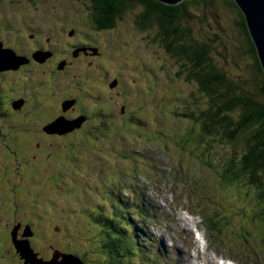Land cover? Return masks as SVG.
<instances>
[{
	"label": "rangeland",
	"instance_id": "1",
	"mask_svg": "<svg viewBox=\"0 0 264 264\" xmlns=\"http://www.w3.org/2000/svg\"><path fill=\"white\" fill-rule=\"evenodd\" d=\"M1 2L0 40L17 56L19 43L48 48L38 41L52 34L51 27L57 30L49 48L55 54L52 64L59 62L57 70L80 53L88 55L71 65L65 77H51L49 96L39 104L46 107H30L24 113L10 105L9 112L1 109L0 232L5 250L10 249L12 231H20L16 224L31 223L33 249L27 241L20 242L35 264H61L62 257L56 259L61 253L83 264H264L262 204L253 188L233 177L235 168L227 164L231 146L203 132L201 114L211 97L187 80L185 62L166 50L157 26L146 28L151 22L140 21L143 7L131 2L114 29L95 31L90 0ZM209 4L189 5V18L179 26L189 27L195 40L212 46L217 69L257 98L252 58L236 33V12L222 0ZM24 27L40 39L30 41L31 33L18 31ZM67 43L81 48L72 53ZM51 56V51L33 54L38 63ZM1 59L0 68L3 59L11 61ZM7 71L16 70L0 73ZM20 76L0 75L3 100L22 101ZM39 93L46 96L44 90ZM70 104L65 119L79 122L86 117L82 125L63 135L44 132ZM235 150L240 156L239 148ZM121 196L129 198L130 206L135 196L144 201L149 211L143 213L150 222L134 256L117 262L118 250L106 246L109 238L102 230L108 218L125 223L116 220ZM195 228L205 239L202 243ZM121 230L130 237L128 225ZM50 248L56 254L53 259ZM121 253L126 254L125 249ZM12 259L7 254L5 264Z\"/></svg>",
	"mask_w": 264,
	"mask_h": 264
},
{
	"label": "trees",
	"instance_id": "2",
	"mask_svg": "<svg viewBox=\"0 0 264 264\" xmlns=\"http://www.w3.org/2000/svg\"><path fill=\"white\" fill-rule=\"evenodd\" d=\"M222 1L237 14L236 33L244 45V50L252 58L251 67L254 75L252 82L256 86L257 98H253V94L241 87L240 83L229 81L225 72L217 69L211 57L212 46L195 40L189 27L179 26V22L189 18L187 14L189 5L209 6L211 0L184 1L174 7L150 0H90L93 22L97 28L95 31L114 29L125 11L132 6L131 2L143 7L140 21L151 22L146 28L157 26L158 36L166 50L185 62V68L188 70L187 80H194L199 90L211 97L209 107L201 112V116L205 118L203 132L215 134L221 141L231 146V161L227 160V164L235 168L233 172L235 179H239L242 185L254 189L255 198L262 204L259 217L264 224V73L241 10L233 0ZM235 148H239L240 156L237 155ZM127 184V181H124L122 186L127 188ZM123 192L124 189L120 194ZM135 193L139 194V191ZM140 202L135 196L130 206L129 198L123 200L121 196L119 202L122 205L121 215L118 216L117 213L114 217L118 216L115 217L116 220L123 218L125 223L117 221L115 223L109 218L104 221L102 234L109 238L106 246L118 250L117 262H122L119 259L123 260L127 256H134L139 241H142L145 234L143 229L150 222L143 213L149 210H146L144 201ZM112 206L117 212L116 204ZM135 208L138 215H134ZM102 217L100 215L98 219L102 220ZM205 219L208 223V233L212 236L214 234L212 224L208 222L207 217ZM138 221H143L144 224H139ZM127 225L130 228L129 238L121 230ZM123 248L126 254L121 253L124 251Z\"/></svg>",
	"mask_w": 264,
	"mask_h": 264
},
{
	"label": "flooded vegetation",
	"instance_id": "3",
	"mask_svg": "<svg viewBox=\"0 0 264 264\" xmlns=\"http://www.w3.org/2000/svg\"><path fill=\"white\" fill-rule=\"evenodd\" d=\"M1 4H2V2L0 0V7H1ZM0 11H1V9H0ZM51 29H52L51 30L52 34H50V35L48 34L49 35L48 38H46L44 40L41 39L40 41H38L40 39L39 38V34L37 32L31 33L30 32V28L24 27V28H21L20 30H18L20 33L21 32L22 33H28V32L31 33L28 36L30 41H32V42L38 41V44H41V45L46 46L48 48L40 47V48L35 49L33 46H28L27 47V46H23V44L19 43V51H18L19 52V56L25 59V61H24L25 63L23 65H21L19 67V69L16 70V71H7V72L0 73L1 77H3L5 74H9V73H18L19 76L21 75L20 79L24 83L23 87H22V90L25 91V96H22V97L18 98L19 100L23 101V105H22V107L19 110H15L17 113L18 112H23V111L25 112L30 107H34L38 111L40 110L41 107H46L44 105H39V104L42 103L41 99L42 100H46V97L49 96V93H50V90H51V84H52L51 83V77L53 75L65 77L68 74L69 67L71 65H74L78 61L82 60V58H80V57H82L83 55L88 56L85 53H80V54L77 55L76 58H74V60H72L73 63H67V65L64 67V69H62L61 71L57 70V65H58L59 62L57 64H54V65L52 64V61L55 58V54H54L53 50L49 49V48H52L51 39L54 36V32H56L57 30H55L52 27H51ZM60 31L63 32V29H60ZM0 43L2 44V48L3 49L12 50L11 48L6 47L4 41L0 40ZM67 46H70V44L67 43ZM78 48H81V47H77L76 44H73L72 46H70L68 51H71L73 53V51L78 49ZM33 51H35L34 53H37V52H40V51H46V52L47 51H51L52 52V56L49 59H47L44 63H38L33 58V54H34V53L32 54ZM64 53L65 52L63 51V54ZM37 75H38L37 84L32 85L31 82L34 81L35 78H37ZM117 86H118V83H117ZM40 90H44V93L46 94V96H42L40 93H39V95L35 94L36 91H40ZM3 97H4L3 93L0 92V113L4 114V112L1 109L3 107L6 109L7 105L8 106L9 105L12 106V103L14 102V100L11 99L10 97L8 99L3 100ZM11 108H13V107H11ZM7 110L9 112V108H7ZM61 113L62 114L60 116H58V117H63V118H67V119L69 118L68 117L69 112L66 113V112H62L61 111ZM37 114L38 115H36V117L39 116V112ZM83 116H85V115H83ZM55 119H53L52 121H54ZM52 121L48 122L46 125H48ZM47 136H49V135H47ZM50 137H57V136H50ZM16 225L19 226L20 231H19V233H17L15 240L19 241V242L20 241H27L29 243V245H30V248L33 249V244H32L33 239H32V237L31 236H30L31 238L30 237L27 238L26 236L23 237V232L25 233V226L29 225L31 227L30 231H31V233L33 235L34 225L31 224V223H25V226L23 224H21V223H18ZM12 233H13V231H12ZM12 233H11V235L9 237V248L10 249H9V251H7V250H5L4 240L2 239V234L0 232V264H5L4 260H5V257H6L7 254H11L12 258H13L12 261L9 262L8 264H30V263H27L20 256V254L17 252V249H16V247L14 245V242H13ZM35 236L36 235H34L33 238ZM50 247H51V245H50ZM51 248L49 250V252L51 253V257L50 258L53 259L54 253H53ZM33 253L34 254H38L35 251H33ZM39 258H41V257H39Z\"/></svg>",
	"mask_w": 264,
	"mask_h": 264
},
{
	"label": "water",
	"instance_id": "4",
	"mask_svg": "<svg viewBox=\"0 0 264 264\" xmlns=\"http://www.w3.org/2000/svg\"><path fill=\"white\" fill-rule=\"evenodd\" d=\"M153 2L161 3L166 6L174 7L178 6L179 4L183 3L184 1H191V0H150ZM236 6L241 10L243 17L245 19V23L247 26L248 33L252 39V42L255 46L257 56L260 62V65L262 67L263 73H264V0H233ZM39 57L44 56L42 53H38ZM1 56L4 58H11V61H8L7 59H3L4 66L0 68V70H18L21 65H23L25 62L22 60L21 57L17 56L13 50L10 49H3L2 44L0 43V60ZM39 57L37 59L39 60ZM115 82L112 86H115ZM22 106V101H17L15 103H12V107L14 110L20 109ZM70 105H66L63 107V112L67 111L70 108ZM86 120V117L82 118L79 122H71L67 121L65 118L60 117L53 121L52 123L48 124L43 128V131L48 134H67L75 129L78 128V126L82 125L83 121ZM76 122V123H75ZM77 127V128H76ZM30 228L27 227L25 229L26 237L31 235L29 233ZM13 242L17 249V252H19L20 256L30 264H35V260H33L32 253L28 250V247H24L21 242L16 241V235L15 232L12 233ZM56 254H54V257ZM62 257V262L65 264H83L81 260L74 256L69 254H58V258ZM76 261H74V260ZM70 261V262H69ZM61 263V264H63Z\"/></svg>",
	"mask_w": 264,
	"mask_h": 264
},
{
	"label": "bare ground",
	"instance_id": "5",
	"mask_svg": "<svg viewBox=\"0 0 264 264\" xmlns=\"http://www.w3.org/2000/svg\"><path fill=\"white\" fill-rule=\"evenodd\" d=\"M69 44H71V43H69ZM73 44H71V46H72ZM70 48V46H67V49H69ZM97 55H98V53H97ZM73 56V55H72ZM74 57V56H73ZM38 80H34L33 81V83H32V85H34L36 82H37ZM205 240V239H204ZM184 255H185V252H183L182 250H181V248H178V256L179 257H181V258H184ZM205 257H206V259L208 260V261H210L211 259H210V257L208 256V255H206L205 254ZM249 259V258H248ZM249 261V260H248ZM208 264H214V263H208Z\"/></svg>",
	"mask_w": 264,
	"mask_h": 264
},
{
	"label": "clouds",
	"instance_id": "6",
	"mask_svg": "<svg viewBox=\"0 0 264 264\" xmlns=\"http://www.w3.org/2000/svg\"><path fill=\"white\" fill-rule=\"evenodd\" d=\"M183 231H184V230H183ZM205 238H206V237H205ZM193 246H195V245H193ZM200 251L203 252L204 249H201ZM230 264H234V261L230 262Z\"/></svg>",
	"mask_w": 264,
	"mask_h": 264
}]
</instances>
